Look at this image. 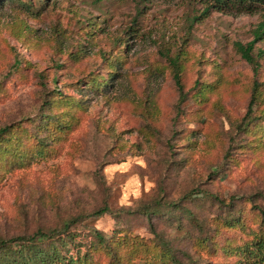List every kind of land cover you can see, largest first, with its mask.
Wrapping results in <instances>:
<instances>
[{"label": "rangeland", "instance_id": "1", "mask_svg": "<svg viewBox=\"0 0 264 264\" xmlns=\"http://www.w3.org/2000/svg\"><path fill=\"white\" fill-rule=\"evenodd\" d=\"M201 9L0 0V240L62 229L0 264H240L264 236V28L235 45L264 8Z\"/></svg>", "mask_w": 264, "mask_h": 264}, {"label": "trees", "instance_id": "2", "mask_svg": "<svg viewBox=\"0 0 264 264\" xmlns=\"http://www.w3.org/2000/svg\"><path fill=\"white\" fill-rule=\"evenodd\" d=\"M194 1H198V0H194ZM199 1H201V4H202V9H201L202 15H207L209 11L253 12L259 7L264 8V0H199ZM263 28H264V21L259 25V30L255 32V38L252 41L248 42L246 45H243L241 43H235L236 48L239 50L241 56L245 58L248 62L253 61V57L250 52L252 50L255 39L259 38L260 36L259 31L261 30L262 32ZM172 62H173L172 63L173 66H177V63L175 61H172ZM173 77L175 79L176 85L181 91L182 87H181L180 80H179L180 78L179 71L176 68H175ZM255 100H256V87L253 86V91H252L251 99L249 100L248 109H247L246 114L251 113L252 106L254 105ZM245 123H247V121ZM11 128H12V125H6L0 128V147L2 146V141H5L6 139L10 140ZM258 208H259V212L264 221V209L261 207H258ZM105 212H108L107 206H103L95 210L94 212L91 213V215L100 216ZM69 228H70V225L65 224L63 226V231H67ZM61 230L53 229L48 232H42L38 230L31 236H16V237L10 238L9 240L3 239V240H0V249L6 246H11L17 243L18 241H21V243H24L25 241H29V240L34 241L37 239H47V238L50 239L54 236L59 235L61 233ZM91 234L93 235L94 239H96L99 244H105V245L107 244V241L101 230L92 226ZM69 236L70 234L67 233L65 238H68ZM22 245L23 244H21V246ZM19 251H22L21 247L19 248ZM242 253L244 257L242 260L243 262H240V264H264V236L257 238L251 244L245 246L242 250ZM39 259L40 261L43 260L42 256H40ZM74 262H75L74 256L71 255L68 257V260H62L61 258L56 257L52 260H49L47 264H74Z\"/></svg>", "mask_w": 264, "mask_h": 264}]
</instances>
